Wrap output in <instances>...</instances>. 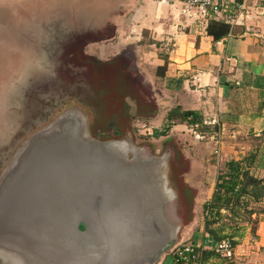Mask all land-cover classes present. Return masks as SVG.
Wrapping results in <instances>:
<instances>
[{
	"label": "rangeland",
	"instance_id": "374dc122",
	"mask_svg": "<svg viewBox=\"0 0 264 264\" xmlns=\"http://www.w3.org/2000/svg\"><path fill=\"white\" fill-rule=\"evenodd\" d=\"M97 1L100 0H93ZM95 7L93 10L98 11L102 6ZM44 9L45 16L57 12L64 16V21L44 24L43 63L37 71L29 72L22 88L13 85L26 72L22 63L25 59L29 61V57L26 58V53L8 54L9 47L2 45L0 38V181L33 131L77 110L93 137L128 143L130 157L138 152L146 159L163 156L168 160L170 187L175 197L167 206V214L179 226V234L175 245L156 264H164L178 244L193 241L202 245L207 226L232 238L240 258L231 260L219 253L208 254L204 252L208 249L203 247L198 249L202 259L196 264H238L243 258L263 259L264 196L254 199L245 194L240 201L231 202L219 212L208 213L204 206L212 201L219 175L227 170L226 163L232 159L243 160L256 153L258 159L252 166L248 162L244 164L252 174L264 178L261 164L264 133H240L235 137L224 134L216 125H207L202 130L190 125L169 126L166 121L150 122L145 117L154 110L153 104H149L153 95L150 79L161 70L151 69V63L139 57L134 43H140L143 48L154 43L153 48L163 55L173 46L170 39H153L150 31L135 33L130 27L129 33L138 39H132L127 48L112 54L108 61L100 62L85 54L83 46L92 39L112 40L121 36L120 29L115 31L117 24L93 23L88 30L83 24L67 21L71 12L65 6ZM243 19L252 31L264 35V0H247ZM23 41L17 37L9 43L25 52L30 41ZM205 241L209 243L210 237L205 236ZM4 251L0 247V264H21L15 259L20 257Z\"/></svg>",
	"mask_w": 264,
	"mask_h": 264
},
{
	"label": "water",
	"instance_id": "95a60500",
	"mask_svg": "<svg viewBox=\"0 0 264 264\" xmlns=\"http://www.w3.org/2000/svg\"><path fill=\"white\" fill-rule=\"evenodd\" d=\"M85 124L62 115L20 150L0 181V247L21 264L158 263L179 234L168 160Z\"/></svg>",
	"mask_w": 264,
	"mask_h": 264
},
{
	"label": "crops",
	"instance_id": "0c3cea01",
	"mask_svg": "<svg viewBox=\"0 0 264 264\" xmlns=\"http://www.w3.org/2000/svg\"><path fill=\"white\" fill-rule=\"evenodd\" d=\"M54 2L0 0L1 44L9 47L8 54L26 53V58L29 57V61L25 59L22 63L26 72L20 74L13 87L25 86L29 72L37 71L43 63L44 24L64 21V16L60 17L57 12L45 16V6H65L71 12L67 21L83 24L84 29L91 30L93 23L110 21L117 24L115 31L120 29L122 35L114 36L112 40L92 39L95 41L84 44V53L96 61H108L112 54L127 48L132 39H138L129 33L130 27L135 33L150 31L149 36L153 39H170L173 46L163 55L153 48L154 43L150 48L134 43L139 57L151 63V69L164 66L159 75L150 79L153 95L149 104H153L154 110L145 115L150 122H167L169 110L180 105L183 109L198 110L204 115L205 123L218 126L226 135L264 133V35L250 29L243 19L244 11L231 23L232 31L228 36L214 40L206 27L186 20L175 5L163 0ZM99 4L101 9L93 10ZM17 37L30 41L29 50L24 52L9 43ZM205 246L208 245L203 242L202 247Z\"/></svg>",
	"mask_w": 264,
	"mask_h": 264
},
{
	"label": "trees",
	"instance_id": "16d2710c",
	"mask_svg": "<svg viewBox=\"0 0 264 264\" xmlns=\"http://www.w3.org/2000/svg\"><path fill=\"white\" fill-rule=\"evenodd\" d=\"M206 28L208 34L213 36L214 40H220L230 34L232 31V24L221 20H213L209 22ZM163 68L164 66H161L158 69ZM167 122L169 126L172 124H187L193 127H200L202 130L206 129L208 125L205 123L204 115L198 110L183 109L180 105L169 110ZM257 159V154L252 153L243 160L232 159L226 163L227 170L221 172L219 175L217 188L214 191L212 201L207 202L204 206L208 213H213L215 210L219 212L221 208L229 207L231 202L240 201L241 197L245 194L254 199L264 196V178H259L252 174L250 169H247L244 164V162H248L250 166H252ZM261 164L264 166V160ZM205 236L210 237L211 241L209 243H205ZM227 237V235L222 236L219 232L215 231V229L207 226L203 234V242L206 245H215L218 241ZM213 241L216 243H213ZM203 242L201 243L203 244ZM234 243L236 242L234 241ZM201 247L202 245L197 244L198 249H201ZM204 252H208V254H218L214 249L204 250ZM208 254L207 258L210 256Z\"/></svg>",
	"mask_w": 264,
	"mask_h": 264
},
{
	"label": "built area",
	"instance_id": "2783aa9c",
	"mask_svg": "<svg viewBox=\"0 0 264 264\" xmlns=\"http://www.w3.org/2000/svg\"><path fill=\"white\" fill-rule=\"evenodd\" d=\"M175 5L186 20L199 27H207L210 21L221 20L234 22L246 8V0H163ZM203 247H201L202 249ZM205 248L214 249L225 258H240L237 255L234 241L227 237L218 241L215 245H208ZM201 258L197 244L193 241H186L176 245L170 254L169 264H196ZM238 264H264V259L254 261L243 258ZM165 262V264H166Z\"/></svg>",
	"mask_w": 264,
	"mask_h": 264
},
{
	"label": "flooded vegetation",
	"instance_id": "af4514ba",
	"mask_svg": "<svg viewBox=\"0 0 264 264\" xmlns=\"http://www.w3.org/2000/svg\"><path fill=\"white\" fill-rule=\"evenodd\" d=\"M36 81H37V80H36ZM24 99L27 101L26 98H24ZM76 112H78V111H77V110H74V111H70L69 113H76ZM59 117H60V116H58L57 118H59ZM57 118H56V119H57ZM52 123H53V122H52ZM85 125H86V128L89 130L88 123H86ZM47 127H48V126H47ZM47 127H46V128H47ZM44 129H45V128H43V129L41 128V129H39V130H37V131H35V132L33 131L32 135L27 139V141L31 140L33 137H35V136L39 135L40 133H42V131H43ZM24 131H25V130H24ZM24 131H23V132H24ZM101 140H103V139H101ZM104 140H111V139H104ZM24 145H25V144H24ZM23 147H24V146H23ZM23 147H22V148H23Z\"/></svg>",
	"mask_w": 264,
	"mask_h": 264
}]
</instances>
